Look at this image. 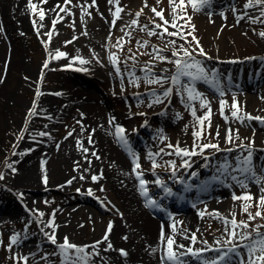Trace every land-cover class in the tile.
Returning a JSON list of instances; mask_svg holds the SVG:
<instances>
[{
	"label": "rangeland",
	"instance_id": "374dc122",
	"mask_svg": "<svg viewBox=\"0 0 264 264\" xmlns=\"http://www.w3.org/2000/svg\"><path fill=\"white\" fill-rule=\"evenodd\" d=\"M4 1L1 0V2ZM245 2L246 0H211L210 5L199 11H194L189 6L186 14L192 17L191 24L195 26L192 35L199 41L198 48L191 36L186 42L179 37L150 36L147 30H141L145 25L151 29L153 20L160 22L159 18L154 17L152 7L163 10L165 18L171 19L172 8L169 0H160L159 3L157 0H147L148 7H144L145 0H120V6L124 11L121 12L120 19L116 21L114 27L111 21L115 6L109 4L108 0H96L95 7L88 9L91 15L83 17L80 5L91 4L92 0H72L71 4L67 5L72 15L60 13L63 19L55 25L54 31L52 22L59 12L56 6L64 5V0H47V3L43 4L40 0H36L37 12L34 13L31 9L25 14L26 25L16 34V46L24 69L14 78L10 77L12 75L10 72L16 58L12 59V54L8 53V50L4 54L0 52V81H2L0 82V173L4 176L0 179V207L1 210L7 211L0 212V221H2L0 223V264H17L14 257L18 256H28L27 264H60L59 256L52 255L56 251V246L51 244L44 235L45 232L52 230L44 225L53 213L55 216L58 215L57 210L61 205L77 213L75 221L77 232L70 233L72 235L68 237L70 242L77 245H92L99 240L101 234L103 237L104 229L112 220L110 216L112 212L115 211L119 216L123 215L122 199L106 182L100 183L89 194V189H84L76 183H68L72 177L68 172H64L53 185L31 189L26 184L19 186L11 177L15 176V172L7 167L11 164L13 168H19V162L26 155L29 147L33 151V145L42 142L43 147L34 148L33 152L38 158L43 156L44 163L49 161L53 165L52 169H57L59 163L64 162L66 159L64 157L67 156L70 161L77 160L79 165L84 163L90 166L95 163L100 166L101 172H104L106 168L103 161L106 158L101 147L96 146V150L92 151L91 155L84 151L82 154L84 152L85 155L69 151L70 146L76 147L77 141L90 144L89 136L93 141L91 118L94 115H89L86 110L85 105L88 104L98 106L96 113H102L104 108L110 110L112 121L109 122L108 131L113 132L112 126L114 130L117 127L124 129L127 145L118 140L116 131L113 134L117 145L126 157L131 177L136 183L144 204L148 199L156 201L164 195V189L155 183L157 178L166 186L167 183L181 185L179 187L183 188L192 185L189 189L195 188L198 191L189 196L184 195L181 189L179 195L182 198L174 200L175 204L177 201L182 202L184 208L195 213L197 229L193 234L196 236V241L193 243L191 239H188V242L193 244L194 251L198 250L197 247H202L200 249L202 254L199 257L187 255L183 257V260L188 263L195 261L194 264H205L206 261L218 255L215 251L205 249L229 247L225 244L227 234L223 220L210 214L219 213L220 216L229 220L234 214L238 221H247V215L242 212L241 202L234 201L232 198L234 194L241 195L244 189L230 177L225 179L218 170L224 164L225 157L234 167L235 158L243 151L237 146L241 143L247 145L249 141H254L253 162L258 174L264 167V123L251 120L242 124L230 116L228 108L225 109V115L229 117L226 122L219 109L221 98L230 106L235 96L242 112L253 117H264V57L258 58L264 56V38L259 36V33L264 31V23H251L247 17L237 23L236 17L244 11ZM41 8L46 13L43 21L38 18V10ZM53 9L55 11H52ZM141 9L143 12L138 18V25L132 26L131 21L137 19L135 14ZM233 9L237 11L234 12ZM247 11L249 16L259 15L257 8ZM100 15L106 21L105 26L104 23L100 25L96 22ZM5 20L6 17L1 13L0 45L6 31L7 21ZM33 20L36 21V27L33 26ZM49 31H53L50 41L46 35ZM169 31H175V29L169 28ZM184 31L187 32L190 29L186 28ZM85 32L87 35L83 34ZM170 40H175V45L169 44ZM67 41L72 42L66 43ZM118 41L122 46L117 45ZM145 42L147 46L141 47V44ZM180 45L192 51L195 59L200 61L201 66L210 75L213 72L218 74L220 87L225 93L223 97H220L218 89L204 80L189 82L187 77L181 78L182 84L190 83L195 87L196 91L208 100L212 109L211 128H206L204 138L198 143L219 144L221 149L217 151L209 148L205 149L203 154L191 156L194 166L190 167L187 175H184V169L181 167L183 157L165 154L173 152V149L167 147L168 144L179 143L181 148L192 149L194 119L191 111L186 107L187 94L180 86L171 83V77L176 72L175 65L153 59L156 50H162L160 54L169 60L175 59L171 52L174 48L178 49ZM200 48L205 55L199 54ZM57 50L66 53V56L55 59ZM110 54H115L119 58L117 64L120 69L119 74L115 70L116 66L109 59ZM251 55L256 58L252 60L249 57ZM75 57L98 62L104 80H98L87 74L86 67L73 62ZM236 58H241L242 61L236 62ZM46 62L48 66L45 68ZM145 67H150L156 76L167 77V82L148 83L145 72L142 71ZM192 71L195 73V69ZM133 79L136 83H130ZM169 88L172 91L165 98L163 92ZM157 98L162 102L156 103ZM51 102L54 103V107H62L63 113L51 115L52 111L45 105ZM16 103H20V107L15 108ZM191 103L197 108L198 116L204 114L205 110L199 108L198 100ZM34 105L37 114L29 116L28 113ZM102 116L105 118L103 113ZM229 128L234 135L238 130L239 135V139H235L232 144L225 141ZM41 132L47 135L40 136ZM70 132L71 136H69ZM140 139L145 144L139 143ZM71 142L74 145H71ZM129 144L133 147L128 148ZM227 148L235 150L231 153L224 152L223 149ZM160 149H164V153L157 156L156 160L161 166L153 169L148 154L158 153ZM21 153L24 154L21 155ZM95 159L99 160L95 162ZM134 159L140 164V169L137 171L143 173L141 178L146 181L147 197L141 194L139 179L133 172ZM167 161H175V177L172 176L173 170L167 165ZM192 173L197 175L193 177ZM213 177H219V179L213 180ZM66 184L71 186L66 187ZM247 190L257 198L261 194L260 185L256 183H249ZM188 197L190 202L186 201ZM212 199L220 200L222 207L215 208ZM166 202L165 200L160 204ZM176 209L179 210V207ZM149 210L154 213L160 208L150 207ZM205 210L208 214L202 217L200 213ZM250 210L254 213L256 208L253 207ZM188 211L179 212L173 207L163 208L154 214H160L159 219L162 222L170 219L168 217L172 215L171 218L176 221L177 230L181 228L183 230L184 216ZM38 213H44V215L41 217ZM60 218H65V213L60 214ZM58 223V219H55L57 226H59ZM258 224L264 225V219L257 218L251 222L252 227ZM139 233L137 236L141 237ZM14 235H18L19 239L9 250L10 238ZM218 236H224V239L214 240ZM64 237L67 236L57 237V243H62ZM136 237H133L134 243L140 239ZM17 248L19 249L16 250ZM115 248H117L114 249L116 255L120 254L119 247L116 245ZM240 251L243 254V249ZM104 254L102 250L98 255H94L90 264H116L104 258ZM45 256L48 257L47 260L42 259ZM232 264H239V259L233 256Z\"/></svg>",
	"mask_w": 264,
	"mask_h": 264
},
{
	"label": "snow or ice",
	"instance_id": "6c2138e0",
	"mask_svg": "<svg viewBox=\"0 0 264 264\" xmlns=\"http://www.w3.org/2000/svg\"><path fill=\"white\" fill-rule=\"evenodd\" d=\"M72 0H64V5H57L56 8L59 9V12H57V18L53 20V31L55 29V25L60 22V20L63 19V17L60 15V13H68V15H72L67 5L71 4ZM159 3L160 0H157ZM40 3H47V0H40ZM109 4H112L115 6V10L112 11V21L111 24L114 27L116 24V21L120 19L121 12L124 11V9L120 6V0H108ZM169 4L171 5L172 12H171V19H166L164 16L163 10H157L156 7H152L151 11L154 14V17L159 18L160 22H156L155 20L151 21L153 27L149 29L147 25H145L141 30H147L148 35L150 36H160L164 37L165 35L169 37H179L182 40H185L188 42V37L191 36L192 40L195 41L197 47L199 48V41L196 39L195 36L192 35V33L195 31V26L191 24L192 17L186 14V9L190 6L194 11H199L203 7L208 6L211 4V0H169ZM96 0H92L91 4L87 5H80L82 10V17L83 16H90L91 13L88 11L89 8L95 7ZM28 7L32 9L34 13L37 12L38 5L33 3L32 0H29ZM144 7H148L147 0H145ZM257 8L259 9V15L258 16H249L248 15V9ZM244 11L237 15V23H239L241 20L245 19V17L248 18V20L251 23H264V0H246L245 4L243 5ZM52 11H55L53 9ZM111 11V9H110ZM234 12H236V9H233ZM143 9L138 11L135 15L137 19H133L131 21L132 26H137L139 21L138 18L142 14ZM183 13V14H182ZM45 11L41 8L38 10V18L40 21H43L45 19ZM183 21V23H181ZM33 26L36 27V21L33 20ZM42 26V25H41ZM169 28L175 29V31H169ZM190 29V31L185 32L184 29ZM156 30H160L157 32ZM39 31V29H37ZM53 31H49L46 33V35L49 38V41L52 38ZM123 31V29H122ZM84 35H87V33H83ZM126 35H130L129 33H126ZM259 36L264 38V31H261L259 33ZM74 39H77L74 37ZM122 39V38H121ZM72 41H67L66 43H71ZM139 43V42H138ZM169 44L175 45V40H170L168 42ZM117 45H120V41L117 42ZM122 46V45H120ZM147 46V42L144 44H141V47ZM162 50H156L155 55L153 56V59L159 60L161 62L167 61L169 63H173L176 68L175 74L171 77V83L173 85L180 86V88L183 90V92H186V107L191 111V115L194 119V131H193V146L192 149L189 150L187 148H181L179 146V143L176 145L168 144L167 147L173 149V152L165 153L167 155H177L180 157H191L198 154H203L205 149H215L217 151H221L219 144H214L211 142L208 143H198L199 140L204 138L205 130L206 128H211V117H212V109L210 106V103L208 100L203 97V95L196 91L195 87L191 86L189 84H182L181 78L187 77L189 82L194 80H204L205 82H209L212 85H214L218 89V95L220 97L224 96V90L220 87L219 77L216 73L209 74L208 71L205 70L204 67L201 66L200 61L196 60L193 56V52L190 51L188 48L184 47L183 45H180L178 49L174 48L171 52L172 57H176L175 59L169 60L164 55H161ZM181 53L183 54L181 56ZM200 55H205L202 48H200ZM66 56V53L61 52L59 50L56 51L54 58L60 59ZM134 59V57H130ZM109 59L111 63L116 66L115 70L119 74L120 69L117 66L118 64V57L115 56V54H110ZM78 61L80 64H86L89 63V61L84 60L81 57H75L73 58V62ZM47 62L45 63L44 67L46 68ZM70 66V65H69ZM192 69H195V73L192 71ZM142 71L145 72V78L148 83H159L164 84L167 82L168 78L164 76H156V74L152 73L150 67H145L142 69ZM2 82V81H0ZM130 83H136V80H130ZM172 89H166L163 92V96L167 98ZM39 94V93H38ZM155 95V94H153ZM199 101V108L204 109V114L198 116L197 115V108L193 106L191 102L193 101ZM156 103L162 102L159 98L155 100ZM228 108L230 111V116L235 119L236 121H239L240 123H244L245 121H259L260 123H264V117H253L248 113L242 112V109L239 105V102L236 100L235 96H233L232 103L229 106L228 102L224 99H220L219 101V109L221 116L225 119L227 122L229 117L225 115V109ZM36 108L35 105L28 113L29 116H35ZM111 123V121H110ZM116 135L118 140L124 144L127 145V140L124 138V129L121 127L116 128ZM40 136H45L47 133L41 132L39 133ZM72 133H69V136H71ZM217 136H219V131H217ZM22 138V137H21ZM235 139H239L238 130L237 133L234 135L231 128H229L226 132L225 141L228 144L234 143ZM91 136H89V143H91ZM78 146L82 147V144L80 141H77ZM253 144L254 141H249L247 145L241 143L237 147L242 149V153L238 155L235 158V166L228 162L227 157H225V162L220 166V171L224 178H231L232 181H234L237 185H239L244 191L241 195H233L234 201H240L241 202V208L242 212L247 215V221L240 220L238 221L235 218V215L233 214L232 218L226 219L222 216H220L219 213H211L210 215H214L219 219H222L225 225V232L227 234V240L225 241L226 245H229L227 248H220L217 247L215 249H205L210 251H215L218 253L217 257L213 258L210 261H206L205 264H232L233 262V256L239 259V264H264V231H261V229H264V225H256L255 227L251 226V222L255 221L257 218L264 219V167H262L259 171V174L257 172L256 166L253 162ZM197 149H199V152H197ZM85 152H87V149H83ZM235 149L233 148H227L223 149L224 152L231 153ZM247 153L246 155L244 153ZM161 153H164V149H160V152L158 153H149L148 159L150 160L152 164V168L155 169L157 167H160L161 165L157 162L156 157L161 155ZM15 154V153H14ZM24 153H21L23 155ZM95 155V153H93ZM99 158V157H97ZM44 162H42L43 164ZM134 168L133 172L136 173L137 178L139 179V185L141 194L145 197L148 196V191L146 188V181L142 179V172H138L137 170L140 169V164L137 162V160L134 159ZM167 165L173 170L172 176H176V163L175 161H167ZM191 165L188 163L187 160H184L181 167H190ZM8 168L12 169L13 172L16 171L15 168L12 167L11 164L7 165ZM229 169H231V172H229ZM197 174L192 173V176L195 177ZM243 177V178H241ZM4 176L2 173H0V179H3ZM83 178V177H81ZM43 182L47 184V175L45 174L43 176ZM98 179L97 176H93L92 180L96 181ZM219 179V177H213V180ZM68 183H71L69 181ZM155 183L162 187L165 191L166 195H172L171 189L168 188L166 185L163 184V182L157 178ZM249 183H256L260 185V195L259 197H254L250 191H248V184ZM191 186L188 185V188ZM89 194H91V190H89ZM148 206L150 207H159L158 202L152 199H148L147 201ZM253 207L256 208V211L253 213L250 209ZM205 214H208L205 211L201 212L200 215L203 217ZM39 216H43L44 213H38ZM44 227L51 229V232H45L44 235L46 236L47 240L56 246V251L52 253V255H58L60 258V264H90V261L94 255H98L99 251V245L105 242L107 243V248L105 251H108L112 249V244L109 242V234L112 231V224L109 223L105 235L103 236V239L100 241L94 242L92 245H77L72 242H70L68 237L63 238L62 243H57V237H56V228L58 227L55 224V213L52 214L51 218L48 220V222L44 225ZM172 233H176L177 226L174 223L172 226ZM18 235H14L10 238V244H9V250H11V246L13 244H16L18 242ZM124 239H127V237H124ZM160 240L164 244V252L161 256V264H185V261L183 260V257L187 255H192L199 257L202 252L201 250L194 251L192 248H185L182 244H177L173 235H165L163 232V229L161 230ZM191 240L193 243L196 241V236L193 234L191 236ZM219 243V242H217ZM88 249H92L91 252L88 251ZM183 249V251H180ZM241 249H243V254L241 253ZM121 256L126 257L128 255L127 251L124 249L118 250ZM155 251V249L153 250ZM246 256V259H245ZM14 259L17 261V264H27L29 257L28 256H18L14 257ZM42 259L47 260L48 257H42Z\"/></svg>",
	"mask_w": 264,
	"mask_h": 264
},
{
	"label": "bare ground",
	"instance_id": "6f19581e",
	"mask_svg": "<svg viewBox=\"0 0 264 264\" xmlns=\"http://www.w3.org/2000/svg\"><path fill=\"white\" fill-rule=\"evenodd\" d=\"M32 2L35 3L36 0H32ZM5 3L6 6H4ZM28 4L29 0H5L4 2H1L0 0V12L4 17H6L5 21H7L6 31H4V38L2 44L0 45V52L4 54L5 51L8 50V53L12 54V59L16 58V62L13 64L12 70L10 72L12 73L10 76L11 78H14L18 72L24 69L23 61L16 46V34H18V32L26 25L25 14L31 10L28 7ZM96 22H98L100 25H103L104 23V26L106 24V21L103 20L101 15L97 18ZM76 63L81 67H86L88 71L85 72L94 76L96 79L102 80L104 78L102 75L103 72L99 67L98 62H95L91 59L89 63L86 64H80L78 61H76ZM53 102H51V104L45 103V105L48 106L47 108L52 111L51 115L63 113L62 107H54ZM15 105V108L20 107V103H16ZM52 107H54V109ZM97 107V105L92 104L85 105L89 115H94L91 118V128L93 132L92 143L88 144V142H80L82 147L76 144V147L70 146L69 151L76 153L78 152L81 155H85V151L83 149H87L88 151L86 153L91 155L92 151L96 150V146L101 147L105 152L104 157L106 158V160L103 161V164L106 168V171L104 170L105 174L104 172H101L102 170H100V166H97L95 163L91 164L90 166L84 163H80L79 165L77 160L73 159L70 161L68 160L67 156L64 157V159L66 158L64 162L59 163L57 169H52L51 166L53 165H51L49 161L42 164V162H44V157L40 156L38 158L33 152L34 148L43 147L41 142L40 144L33 145V151L29 147L26 155L22 157L19 162L20 167L17 168L18 170L16 169L15 176L12 175L11 177L16 180V183L19 186L26 184L28 188L39 189L44 186L53 185L54 181L58 179L64 172H68L70 177H72L71 183H76L78 186L84 189H95L100 183L104 182H106L108 186L112 187L122 199L121 208L124 213L121 216H119L115 211L110 214V216H112V220L110 221L112 224V231L109 234V242H111L113 247L112 249L105 251L108 243L105 242L99 245L98 251L100 252L103 250V253H105L103 257L108 258V261H112L113 263L161 264V256L163 255L165 247L160 240L162 229L165 235H173L177 244H182L185 246V248H193V244L189 243L188 239H191L194 230L197 229V217L195 213L188 211L187 208H182L183 206H180V211H188L184 216L185 228L183 230L181 228L173 234L171 226L176 222L173 218L171 220H164L162 222L159 219L160 214H154L158 213L159 211H155L154 213L150 212V206H148L147 203L144 204L136 187V183L131 177L126 157L121 152L120 147L115 141L113 126V132L108 131L109 122L112 121L110 110L108 108L102 109V113L105 116V118H103L102 113L95 112L99 109ZM52 109L54 110V113ZM70 144L74 145L73 142ZM82 151H84L83 154ZM97 160L95 159V162H97ZM45 174L48 178L47 184H45L42 179ZM93 176H97L98 179L93 181ZM69 186H71V184H66V187ZM213 199L212 202L215 208L222 207L220 200L216 199L213 201ZM174 207L176 208L175 204ZM67 209L69 208L61 205L57 210L58 215L55 216V219H58L59 226L56 230V237H70L73 233L77 232V225H75L77 213ZM1 211L5 213L7 212L5 210H1L0 207V212ZM10 211L12 210L10 209ZM10 211L8 213H10ZM63 213H65V218L62 219L60 218V214ZM1 222L2 221H0V223ZM108 225L104 229V232H106ZM138 232H140L139 234L142 235L141 237L137 236ZM124 237H127V239H124ZM133 237L140 239L134 243ZM102 239L103 237L101 234L98 241ZM222 239H224V236H218L214 240L220 241ZM116 245L119 247V249H124L127 251L128 255L126 257L121 256L120 254L116 255L114 251V249H117L115 248ZM18 249L19 248L16 250ZM154 249L155 251H153ZM197 249L200 250L202 247H197ZM88 251L91 252L92 249H88ZM180 251H183V249ZM192 263L194 264L196 262L194 261L188 263L185 261V264Z\"/></svg>",
	"mask_w": 264,
	"mask_h": 264
}]
</instances>
